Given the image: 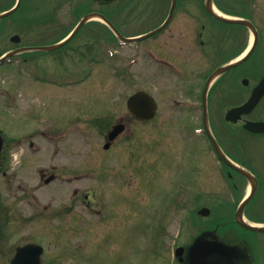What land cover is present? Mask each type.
<instances>
[{
	"label": "rangeland",
	"instance_id": "374dc122",
	"mask_svg": "<svg viewBox=\"0 0 264 264\" xmlns=\"http://www.w3.org/2000/svg\"><path fill=\"white\" fill-rule=\"evenodd\" d=\"M30 2L18 10L17 15L33 19L44 17V28L49 30L47 36L42 37L45 43L55 42L72 24L70 19L63 20L69 14L68 3L61 0L34 3L31 14ZM11 30L2 21V38H8ZM85 31L56 53L45 55L49 58V63L43 65L45 71L61 75L81 73L80 84L64 89L62 96L48 86L8 73L7 68L0 72V83L15 91L17 103L31 105V110L25 114L18 110L9 117L8 113L0 112L5 134L9 137L34 130L48 133L47 144L41 141L48 152L47 169L57 168L61 174L58 181L48 186L40 183L41 188L36 191L33 187L38 178L24 183L34 199L28 196L27 201H13L18 209V242L27 236L28 231L23 228L32 226L33 241L40 240L34 232L41 228L42 232H47L50 259L58 258V264H173V246L192 233L190 228H211L219 223V233H239L228 227L230 223L224 225L222 221L232 220L228 218L230 213L246 195L245 183L235 178L239 188L233 191L234 181H227L221 166L209 152V145L202 139H185L171 122L156 118L150 122L133 120L126 109V99L141 88L154 95L152 81L146 77L144 81L138 80L137 73L133 72L136 67L130 69L129 75L124 73L125 59L104 55L92 62L95 58L88 53L94 46L97 48V38L107 37L103 31L90 34L94 46L90 44L76 54H69L77 41H84L89 32ZM137 32L139 30L126 33ZM9 48L10 45L5 44V49ZM142 68L148 75L153 66L144 59ZM119 123L124 124V132L105 150L103 145L108 132ZM224 123L220 121V142L228 153L261 165L258 156L264 155V138L242 135L234 150L233 142L238 141L241 130ZM224 131L228 132L227 141ZM190 147L195 151L203 150L207 159L201 163ZM200 163L202 169L198 170L195 167ZM74 189L79 190L80 195L72 206ZM262 200L264 185L261 195L248 203L246 213L264 206ZM45 206H48V219L37 217ZM202 207L210 210L206 218L196 215ZM63 210L64 213L53 216ZM30 213L32 218L27 221ZM255 239L260 241L262 237ZM253 256L259 257L257 253Z\"/></svg>",
	"mask_w": 264,
	"mask_h": 264
},
{
	"label": "flooded vegetation",
	"instance_id": "af4514ba",
	"mask_svg": "<svg viewBox=\"0 0 264 264\" xmlns=\"http://www.w3.org/2000/svg\"><path fill=\"white\" fill-rule=\"evenodd\" d=\"M28 1L0 0V14L17 6L8 17L0 19V57L6 53H13L12 57L0 64V72H5L7 68L8 73L17 74L33 84L48 86L49 90L62 96L64 89L80 84L81 73L61 75L45 71L43 65L49 63L47 60L49 58L45 55L56 53L67 43H71L82 30L89 31L86 34L87 38L84 37V41H77L69 50V54H76L81 48H87L92 44L90 39L92 32H106L107 37L96 39L97 48L92 44L94 49L88 53L91 58H95L92 62L104 55L107 58L125 59L124 73L128 75L130 69L136 67L133 72L137 73L138 80L144 81V77L149 78L155 89L152 95L157 108L152 120L156 118L158 121L171 122L178 129V134L185 139L197 137L208 144L210 151L207 148L204 150H208L215 157L227 181H234L233 191L239 188L235 178L246 186L250 185L242 175L220 162L209 140L210 131L222 152L248 171L255 180L250 202L261 195L264 185V155L258 156L261 165H254L245 157L238 159L228 153L220 142V121H224L225 125L237 126L241 130L238 141L233 142L234 150L242 135L252 139L264 138V132L250 133L243 129L246 122L264 123V0H211L209 10L207 0H83V3L81 0H61L64 4L68 3L70 8L68 17L63 20L67 22L70 19L72 24L51 44L45 43L46 39L42 38L49 33L48 28H44V17L33 19L17 15L18 10ZM30 1L28 6L31 14L34 3L45 2ZM96 12L104 15L108 24L95 19L88 20L66 43L52 50L45 49L65 40L78 26L83 16ZM213 12L234 17L236 22L220 21L213 16ZM2 21L12 29L8 38L1 36ZM20 26L23 27L18 32ZM128 30L139 32L128 34L126 33ZM7 43L10 45L9 49H5ZM243 55L246 56V60L211 79L221 66ZM144 59L153 66L152 73L150 71L148 75L142 68ZM250 98L254 103L247 115H241L236 122L225 120L229 110L242 106ZM127 100L128 98L126 103ZM17 102L15 91L7 89L0 83V112L8 113L10 117L14 115V111L23 110L25 114L31 110L30 104ZM227 133L224 131L226 136L223 135L226 141ZM46 136L49 137V134L34 130L8 137L0 123V264L59 262L58 258L50 259L48 234L42 232V228L34 232L39 241H33L34 228L28 226L23 228L28 231L27 236L18 242L17 236L20 233L17 231L18 209L17 204L13 203L17 200L27 201L28 196L34 199L33 193L25 188L24 183H27V180L38 178L37 184L33 187L35 188L33 191H36L41 188L40 183L48 186L61 178L57 168L52 167L51 171L47 169L48 152L47 148L41 145L42 140L47 144ZM189 149L194 150L192 147ZM194 152L201 159V163L207 159V154L203 153V150L197 149ZM201 163L195 168L201 170ZM35 167L37 169L34 170ZM79 195V190L74 189L71 197L72 206L79 200ZM262 201L264 203V200ZM236 207L228 217L232 218L228 227L242 235L233 234V231L219 233L220 225L200 228L174 246L172 263L264 264V232L247 231L237 226L233 221ZM64 210L54 213L53 216L64 213ZM65 212L67 213V210ZM47 213L48 206H45L36 216L48 219ZM262 214L264 206L253 208L248 213L246 208L244 210V216L254 223L264 224ZM31 218L32 213L27 216V221ZM226 234L229 235L225 236ZM257 237L262 239L257 241L255 239ZM196 241H202V244L197 245ZM210 242L223 244L226 252L208 253L207 245ZM27 245H37L40 250H23L22 248ZM176 248H181L180 258L176 257ZM253 253H257L260 258L254 257Z\"/></svg>",
	"mask_w": 264,
	"mask_h": 264
},
{
	"label": "water",
	"instance_id": "95a60500",
	"mask_svg": "<svg viewBox=\"0 0 264 264\" xmlns=\"http://www.w3.org/2000/svg\"><path fill=\"white\" fill-rule=\"evenodd\" d=\"M207 8L209 10V5H210V0H207ZM10 12H7L5 14H3L2 16H6L9 15ZM213 16H215L217 19H220V21H224V22H236L235 19H228L225 17H222L220 15H215L214 13H212ZM91 18L95 17V18H99L101 20H103L104 22H106V19L97 13H93L90 16ZM89 16H85L84 19L82 20V23L84 21H86L88 18H90ZM59 45H55V46H51V47H47L45 49L50 50V49H54L56 47H58ZM5 60V58L1 59L0 62H3ZM243 61V59L241 60ZM240 62H235L232 63L230 65H226L220 68V70L216 71V75L217 74H221L225 71H227L228 69L238 65ZM214 74V75H215ZM253 101L250 98L244 105L238 107V108H234L232 110H230L227 115H226V120L227 121H231V122H236L239 118L240 115L242 114H248L250 112V110L252 109V105H253ZM155 104L153 99L146 93L144 92H136L135 94H133L132 96H130V98L127 101V109L129 111V113L137 120H149L154 116V112H155ZM243 128L247 131L253 132V133H258V132H264V123H251V122H246L243 126ZM124 130V126L122 124H117L115 125L112 130L108 133V140L109 141H113L122 131ZM209 137L211 139L212 145L217 153V155L220 156V158H222L226 163H229V161H227V159H225L224 155L222 154V152L220 151V149L218 148L216 141L214 140V138L209 134ZM110 143H106L104 145V149H107L109 147ZM230 164V163H229ZM248 179H250V177L246 174H244ZM249 201V197L244 200L237 212L235 213V220L236 222L244 229L247 230H252V231H264V227L263 228H256L253 227L247 223H245L243 221L242 218V211L244 209V206L246 205V203ZM198 214L201 216H207L209 214V210L206 208H203L201 210L198 211ZM200 244V242H196L195 244ZM208 247V253L210 252H219V253H225L226 252V248L219 243H215V242H210L207 245ZM36 248V246H27L24 247L23 250L27 249V250H34ZM179 249L176 251V255H180L179 254Z\"/></svg>",
	"mask_w": 264,
	"mask_h": 264
}]
</instances>
